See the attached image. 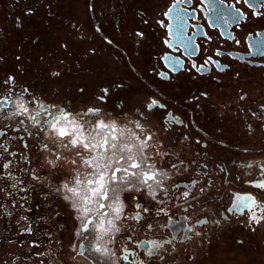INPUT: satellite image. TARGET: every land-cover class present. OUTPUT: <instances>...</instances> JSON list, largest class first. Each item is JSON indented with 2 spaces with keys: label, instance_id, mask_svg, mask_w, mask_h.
<instances>
[{
  "label": "flooded vegetation",
  "instance_id": "flooded-vegetation-1",
  "mask_svg": "<svg viewBox=\"0 0 264 264\" xmlns=\"http://www.w3.org/2000/svg\"><path fill=\"white\" fill-rule=\"evenodd\" d=\"M49 2L51 7L46 8L40 0H0V55L4 57L0 76L16 73L17 90L29 89L28 93L18 91V95L27 104L34 93L35 111L43 112L39 104L49 111L56 106L88 129L104 120L140 135L152 134L150 143L156 151L148 150L154 157L150 162L162 164L173 175L169 182L172 196L166 205L168 215L149 221L153 230L146 231L132 219L121 222L124 233L134 238L131 246L173 236L180 241L187 234L192 238L177 243L171 253L176 258L167 264H264V223L250 225V211L241 214L244 210L237 206L241 203L238 197L252 194L264 198V189L257 187L264 182V126L237 111H255L264 104V48L259 46L264 40V17L253 15L264 12L262 0H223L217 5L223 13L220 19L209 0H45ZM28 8H33L35 15L24 16ZM169 8L172 12L165 16ZM49 11L53 15L49 16ZM17 17L22 21L20 27ZM137 31L144 33L139 43L134 35ZM189 37L192 43L185 51ZM33 40L37 42L33 44ZM61 43L68 47L62 48ZM193 49H197L195 54H190ZM217 50L222 54L215 55ZM17 55H21L20 61ZM209 56L219 64L198 70ZM53 71H59L60 76H51ZM161 72L167 73L168 79ZM102 88L110 91L98 100ZM241 95L247 98L240 101ZM3 98L0 95V100ZM150 98L166 107L147 110L144 105ZM95 107L100 111L85 114L86 109ZM8 111H15L11 103L0 109V144L17 156L0 150V158L12 159L14 168H36L47 176V160L53 157L41 153L40 146L48 131L43 126L38 131L34 121L23 115L9 119ZM175 118L182 123H174ZM136 123L141 127L136 128ZM97 131L103 134L107 130ZM165 152L170 155L162 160L160 154ZM63 155L67 161L74 153L65 151ZM24 156L33 163L26 165ZM181 160L189 170L176 176L170 165H179ZM85 170L80 167L81 172ZM73 175L72 165L65 163L43 188L37 185L27 194V201H20L29 211L12 209L9 200L3 201L12 215L0 212V264H82V257L72 259L76 255L73 246L80 242L76 236L78 213L62 200V194L48 188V183L56 187L71 182ZM191 179L200 181L192 191L204 188L194 210L188 207L190 198H176L189 190L186 185ZM177 183L181 188L175 187ZM134 195L121 193L122 200L127 197L128 216L134 215L136 202L151 205L146 193L140 194L138 201L132 199ZM20 215L28 221L17 223ZM189 215L207 221L194 230L200 236L188 232ZM28 223L30 233L22 231ZM126 242L120 237L113 247H123Z\"/></svg>",
  "mask_w": 264,
  "mask_h": 264
},
{
  "label": "snow or ice",
  "instance_id": "snow-or-ice-1",
  "mask_svg": "<svg viewBox=\"0 0 264 264\" xmlns=\"http://www.w3.org/2000/svg\"><path fill=\"white\" fill-rule=\"evenodd\" d=\"M245 2L247 3L248 0H245ZM40 3H43L46 8L51 7L50 2L45 3V0H40ZM209 3L216 12L217 19H220L223 13L217 5L222 4L223 0H209ZM261 7H264V0H262ZM236 11L239 12V9ZM170 12H172V8H169L164 15L167 16ZM23 15L33 16L35 10L28 8ZM48 15L51 16L53 13L49 11ZM253 15L264 17V12H254ZM192 18L196 19L195 16ZM144 22L147 23V21ZM16 24L18 27L22 26L20 17L16 18ZM72 27L75 28L76 26L73 25ZM179 27L181 28L180 36L182 37L183 25ZM97 31H99V28H97ZM134 35L139 38L137 43L144 38L142 31H137ZM36 42V40L32 41L33 44ZM235 42L240 43L239 40ZM108 43H111V41H108ZM164 43L172 47L169 40H165ZM180 43L184 44L183 39L180 40ZM191 43L192 38L189 37L187 44H184L185 51ZM60 46L62 48L68 47L66 43H61ZM259 46L264 48V40L259 42ZM196 50L193 49L190 54H195ZM221 54L219 50L215 53L217 56ZM261 54L264 55V52ZM21 59V55L16 56L17 61ZM43 59L41 57V60ZM167 59L172 60L173 58L168 56ZM3 61L4 57L0 55V62ZM178 62L179 57L173 60V69H175ZM61 63L63 62L61 61ZM208 64L217 66L219 62L209 56L204 64L199 66L198 70H202ZM16 68L21 70L19 64L16 65ZM160 75L164 79H168L167 73L161 72ZM51 76L59 77L60 72L53 71ZM16 85V73L0 76V95L4 97L3 100H0V109L6 108L11 103L15 111H8L6 113L7 118L11 119L23 115L28 120L34 121V126L38 131L43 126L49 135L40 146V152H48L53 158L47 160V164L50 166L47 176H43L41 171L36 168H14L12 159L0 158V212L8 216L12 215V211L3 202L4 200L10 201L12 209L19 207L24 211H29L30 209H26L20 201H27L29 199L28 193L35 191L37 185L43 188L46 182L57 175L65 163H68L72 165L74 170L72 181L63 182L56 187L48 183V188L50 191L62 194V200L68 202L74 213H78L76 218L80 221V225L76 236L80 238V242L73 246V252L76 254L72 257L74 261L77 257L83 258L82 264H157V262L167 264V261L175 260L176 256L171 255V253L176 251L177 243H182L184 239H191L190 235L185 234L180 241H176V237L173 236L168 239H154L147 243L142 242L136 246H131V241L134 238L130 234H125L120 227L123 220L132 219L139 224V227L151 231L154 225L149 221L154 216L168 215L166 205L172 196V185L169 182L173 180V175L162 164L157 166L155 163L150 162L154 160V157L148 155V150L156 151L155 146L150 143L153 140L152 134L140 135L132 129L119 127L115 121L106 123L104 120H97L92 128L88 129L79 123L77 119H72L65 111L56 106H52V110L49 111L44 104H39V108L43 112L35 111L34 93L29 95L28 103L25 104L24 97L18 95V91L19 93H28L29 89L20 88L17 90ZM115 87L120 88L123 85L116 84ZM83 91L84 89H80V92ZM109 91V88L100 89L101 95L97 99L103 100ZM201 96H207V93H201ZM246 98V95H241L240 101ZM144 106L147 110L166 107L155 98H150ZM34 111L35 114H33ZM94 111L99 112L100 108H88L85 114ZM237 111L251 116L259 125L264 126V104L259 105L255 111L243 108H239ZM45 114L50 119L46 117L41 119ZM168 115H172V113L169 112ZM20 123L23 124L24 121L22 120ZM174 123L181 124L182 121L175 118ZM248 126L251 127L252 125L249 124ZM140 127L141 125L136 123V128ZM98 129L107 131L101 134L100 131H97ZM0 150L9 156H17V153L10 152L4 144H0ZM65 151L74 153L71 160L66 161L63 155ZM85 153L88 155L85 156ZM160 155L161 159L165 160L170 154L165 152ZM23 160L26 165L33 163L29 156H24ZM81 166H85L86 170L84 172L80 171ZM203 167L206 168L207 165H203ZM87 169H92V171H87ZM170 169L176 176H181L182 172L189 170L183 160L179 162V165L172 163ZM17 172L19 175L16 174ZM24 177L28 179L26 180ZM29 180L31 183L28 182ZM199 183L200 181L196 179L189 180L186 185L189 190L182 191L180 197H176L186 201L190 198L188 207L193 210V204L199 199L198 193L204 192V188H200L198 192L192 191ZM175 187L181 188V185L177 183ZM257 187L264 189V182H260ZM21 193L25 195H20ZM121 193H136L137 195L132 197L134 201H138L140 194L146 193L151 198V205L145 206L140 202H136L134 215L128 216L126 214L127 197L122 200ZM237 199L241 201L237 206L244 210L241 214H247L250 211L247 216L250 225L259 226L264 223V198L257 199L255 195L249 194ZM155 205H158V207L154 208ZM232 211L233 209L230 208L229 212ZM188 220V232L200 236L201 233L194 230L206 224L207 221L198 218L193 220L191 215H189ZM20 221L27 222L28 217L20 215L17 223ZM216 223L219 224L220 221L217 220ZM22 231L30 233L32 231L31 223H28ZM120 237H124L127 242L123 247L114 248L113 245ZM52 255L54 257L55 253H52Z\"/></svg>",
  "mask_w": 264,
  "mask_h": 264
}]
</instances>
